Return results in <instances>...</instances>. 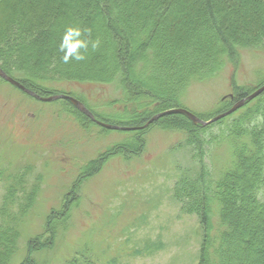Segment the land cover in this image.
Listing matches in <instances>:
<instances>
[{
    "label": "trees",
    "instance_id": "obj_1",
    "mask_svg": "<svg viewBox=\"0 0 264 264\" xmlns=\"http://www.w3.org/2000/svg\"><path fill=\"white\" fill-rule=\"evenodd\" d=\"M246 51L264 52V0H0V68L42 96L69 94L98 120L119 126H142L180 107L192 82L215 78ZM60 82L100 92L111 87L118 97L97 102L82 91L56 89ZM254 90L238 88L214 113L195 114L210 120ZM152 125L182 134L191 153L194 166L178 172L172 195L181 213L199 220L197 264H264V242L249 220L264 233V93L205 126L184 114L164 115L146 128L126 130L127 140L99 158L141 155ZM6 198L0 264H42L33 254L48 242L29 237L24 244L22 214L15 213L27 203L16 200L13 210L8 200L17 196ZM5 212L11 214L4 218ZM56 217L46 228L50 248L59 230ZM82 260L59 263L88 264Z\"/></svg>",
    "mask_w": 264,
    "mask_h": 264
},
{
    "label": "rangeland",
    "instance_id": "obj_2",
    "mask_svg": "<svg viewBox=\"0 0 264 264\" xmlns=\"http://www.w3.org/2000/svg\"><path fill=\"white\" fill-rule=\"evenodd\" d=\"M263 83L264 52L246 51L215 78L192 82L179 105L208 116L221 101L233 99L228 94ZM54 87L94 95L97 102L100 96L118 97L111 87L101 92L89 84ZM67 100L35 99L0 77V221L8 194L17 196L8 200L13 210L19 208L16 200L28 202L25 194L34 199L15 213L22 214L24 244L29 237L48 242L33 254L42 264L75 257L88 264H197L199 220L181 213L172 195L178 172L194 166L182 134L152 125L143 135L141 155L102 160V153L127 140L128 130L93 125ZM53 215L59 230L50 248L46 228ZM249 218L261 245L264 233ZM86 247L87 255L77 253Z\"/></svg>",
    "mask_w": 264,
    "mask_h": 264
},
{
    "label": "water",
    "instance_id": "obj_3",
    "mask_svg": "<svg viewBox=\"0 0 264 264\" xmlns=\"http://www.w3.org/2000/svg\"><path fill=\"white\" fill-rule=\"evenodd\" d=\"M0 77L3 78L4 80L8 81L9 83L15 85L16 87L21 89L26 94L34 97L35 99L41 100V101H52V100H57V99H62V98L63 99H68L79 111H81L83 114H85L91 120H93L94 122H96L100 126L106 128V129H111V130H136V129L146 128L151 123L157 121L160 117H162L164 115H167V114H172V113L184 114L193 123L205 126V125L213 123V122H215V121H217V120H219V119H221V118H223L225 116H228V115L232 114L233 112H235L239 108H241L245 103L253 100L254 98H256L259 95H261L262 93H264V83H263L260 87H258L256 90H254L251 94H249L245 98L235 102L233 104V106L229 110H227V111H225L223 113H220L217 116H215L212 119L207 120V121L197 117L194 113H192L191 111H189V110H187L185 108L178 107V108H172V109H169V110H166V111H163V112H160V113L154 115L146 124H144L142 126L127 127V126H119V125H115V124H110V123H106V122H102V121L98 120L93 115V113H91L81 101H79L76 98L71 97L69 95L56 94V95L47 96V97L46 96H42V95L36 93L35 91L27 88L26 86H24L19 81H17L14 78H12L11 76H9L1 68H0ZM229 97H232V95L230 94Z\"/></svg>",
    "mask_w": 264,
    "mask_h": 264
}]
</instances>
